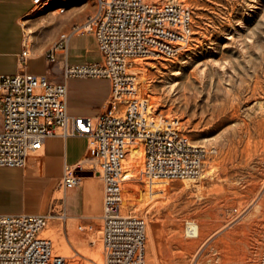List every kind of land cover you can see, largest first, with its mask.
Here are the masks:
<instances>
[{"label": "rangeland", "instance_id": "rangeland-1", "mask_svg": "<svg viewBox=\"0 0 264 264\" xmlns=\"http://www.w3.org/2000/svg\"><path fill=\"white\" fill-rule=\"evenodd\" d=\"M173 1L192 11L191 42L174 59H141L146 69L136 76L151 107L176 117L189 142L207 154L195 180L150 182L137 150L133 168L123 160L122 212L145 219V264H264V0ZM84 2L94 6L92 16L96 0L73 3ZM57 4L26 17L41 22L36 36H44L49 12L64 14ZM94 45L85 34L74 37L70 60L92 58L85 49ZM28 69L57 76L55 65L40 58ZM41 234L65 264H106L99 221L76 243L61 226L47 225Z\"/></svg>", "mask_w": 264, "mask_h": 264}, {"label": "built area", "instance_id": "built-area-1", "mask_svg": "<svg viewBox=\"0 0 264 264\" xmlns=\"http://www.w3.org/2000/svg\"><path fill=\"white\" fill-rule=\"evenodd\" d=\"M59 1L32 0V6L44 9ZM79 31L94 35L100 60L65 65L63 77L108 80L106 108L93 123L67 113L64 84L51 83L46 75H0V166H24L47 137H85L93 173L103 182L105 262L145 264V219L122 212L127 149L139 147L141 173L150 182L197 179L207 151L189 142L176 117L151 107L131 60H171L186 51L193 35L192 11L173 0H96L94 14L61 33L54 48L66 49L70 36ZM28 56L25 48L19 55L21 65ZM47 58L54 60L52 51ZM79 181L75 169H69L60 185L73 187ZM47 222V215L0 214V264H65L41 234Z\"/></svg>", "mask_w": 264, "mask_h": 264}, {"label": "crops", "instance_id": "crops-1", "mask_svg": "<svg viewBox=\"0 0 264 264\" xmlns=\"http://www.w3.org/2000/svg\"><path fill=\"white\" fill-rule=\"evenodd\" d=\"M79 1L76 0L77 3ZM73 2L60 0L57 5L66 7L64 14L57 16L49 12L42 19L49 23L44 36H36L34 30L41 26V22L26 18L35 10L32 0H0V75H46L51 83L64 84L67 113L89 117L94 122L106 108L110 96L109 81L86 78L73 84L62 74L65 65H84L100 60L94 35L79 31L70 36L66 49L54 48L61 33L83 25L94 9L87 2ZM84 34L94 39V47L85 49V53H92L93 57L82 58L79 54L71 61L70 42ZM28 38H31L29 45L26 42ZM25 48L29 49V56L21 65L19 55ZM50 51L53 52V61L47 58ZM37 58L47 65L53 63L56 70L51 73H56L58 78L45 71H29V62ZM69 169H75L80 181L76 186L64 188L60 182ZM0 213L47 215V225L57 229L61 226L65 239L70 243L85 240L98 221L101 227L103 182L93 173L87 139L83 136H50L39 150L28 157L24 166H0Z\"/></svg>", "mask_w": 264, "mask_h": 264}, {"label": "bare ground", "instance_id": "bare-ground-1", "mask_svg": "<svg viewBox=\"0 0 264 264\" xmlns=\"http://www.w3.org/2000/svg\"><path fill=\"white\" fill-rule=\"evenodd\" d=\"M61 10H58V12H60ZM27 44L29 45L30 44V42H31V38H28L27 39ZM132 61V63L134 64V69H133V71L135 72V73H138V71H140V70H144V69H146V67H143V66H141L140 65V61H142L141 59H132L131 60ZM137 150H139V148H138V146H136V147H129L128 149H127V151L129 152V154L128 155H125V157H124V161H125V168L126 169H131V168H133L134 167V165H135V158H134V155L136 154V152H137ZM127 151H126V154H127ZM141 151V150H140ZM141 155H142V152H141ZM143 161V160H142ZM123 171H122V174H121V178H122V180H123ZM260 204V203H259ZM230 208V207H229ZM226 210V209H225ZM226 215L227 216H231L232 214H233V211H232V209H227L226 211ZM224 212V213H225ZM223 213V214H224ZM224 216V215H223ZM228 218V217H227ZM230 220V219H229ZM245 254V253H244ZM246 255V254H245ZM240 257V256H239ZM249 257V256H248ZM243 259V258H242ZM246 259V258H245ZM240 261H242V260H240ZM245 262V261H244ZM246 263V262H245ZM242 264V263H241Z\"/></svg>", "mask_w": 264, "mask_h": 264}]
</instances>
